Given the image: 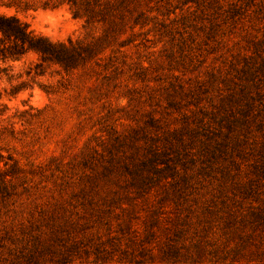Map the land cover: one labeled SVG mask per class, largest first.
<instances>
[{
  "label": "rangeland",
  "instance_id": "1",
  "mask_svg": "<svg viewBox=\"0 0 264 264\" xmlns=\"http://www.w3.org/2000/svg\"><path fill=\"white\" fill-rule=\"evenodd\" d=\"M0 13L91 48L4 65L0 264H264V0Z\"/></svg>",
  "mask_w": 264,
  "mask_h": 264
},
{
  "label": "trees",
  "instance_id": "2",
  "mask_svg": "<svg viewBox=\"0 0 264 264\" xmlns=\"http://www.w3.org/2000/svg\"><path fill=\"white\" fill-rule=\"evenodd\" d=\"M91 53L88 45L67 39L51 41L29 29L19 18L0 13V75L7 71L6 63L20 62L29 54L35 55L41 64L50 63L63 70L76 67ZM40 75L39 72H35Z\"/></svg>",
  "mask_w": 264,
  "mask_h": 264
}]
</instances>
